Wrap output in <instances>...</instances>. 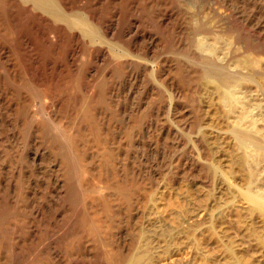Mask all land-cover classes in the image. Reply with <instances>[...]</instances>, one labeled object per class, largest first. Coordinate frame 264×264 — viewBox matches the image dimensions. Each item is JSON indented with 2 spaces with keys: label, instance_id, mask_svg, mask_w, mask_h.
<instances>
[{
  "label": "rangeland",
  "instance_id": "rangeland-1",
  "mask_svg": "<svg viewBox=\"0 0 264 264\" xmlns=\"http://www.w3.org/2000/svg\"><path fill=\"white\" fill-rule=\"evenodd\" d=\"M88 1L55 6L91 39L28 0L0 1V264H264V214L244 195L264 198V148L230 135L244 109L213 77L206 90L193 52L196 38L224 47L264 113V0H101L109 35Z\"/></svg>",
  "mask_w": 264,
  "mask_h": 264
},
{
  "label": "bare ground",
  "instance_id": "bare-ground-1",
  "mask_svg": "<svg viewBox=\"0 0 264 264\" xmlns=\"http://www.w3.org/2000/svg\"><path fill=\"white\" fill-rule=\"evenodd\" d=\"M1 1V0H0ZM3 1V0H2ZM55 2L57 1V0H54ZM54 1H52V0H28V3H30V5H32V7H34L35 9H39V10H42V11H46V13L48 12L50 15H52L53 16V18L55 19V21L56 20H59V22L60 21H63L64 23L66 22L67 23V25L69 26H73V27H75V28H78L81 32H82V34L85 36V38H86V36L88 37V38H95L96 37V35H95V30L96 29H93L91 26H89L87 23H86V21H85V18L83 19V18H81L82 16H79V17H71V18H69L68 17V13L67 14H65L66 12H62V11H64L65 9H71V8H73V6L75 5H72L73 4V0H58L57 1V3H55L54 4ZM76 1V0H75ZM91 1V2H90ZM90 1H88L89 3H87V5H85V7H84V10L86 11V14H87V17L91 20V21H96V23H97V21L99 22V24H100V26H101V28L103 29L102 31H104V33H105V35H109V34H112L113 32H114V26H113V22L114 21H112L111 19H110V21L108 20V21H105V20H100L99 19V16H98V8H97V5H98V3H100L101 2V0H90ZM129 2V1H128ZM5 3V2H4ZM59 3L61 4V6L63 7V8H65V9H63L62 11L61 10H59L58 8H56V7H58V6H55V5H59ZM75 3V2H74ZM83 3V2H82ZM102 3V2H101ZM77 4H79V3H77ZM111 5V4H110ZM5 6V5H4ZM75 7V6H74ZM99 7V6H98ZM77 8V7H76ZM8 9V8H7ZM78 9V8H77ZM34 10V9H33ZM4 11V10H3ZM24 11V10H23ZM66 11V10H65ZM75 13V12H74ZM73 13V14H74ZM27 15V14H26ZM204 15V14H203ZM74 16H75V14H74ZM7 17V16H6ZM8 18V17H7ZM131 21H133V20H131ZM7 22V21H6ZM33 22V21H32ZM116 22V21H115ZM194 22V21H193ZM10 23V22H9ZM196 23H198V22H196ZM130 24H131V22H130ZM134 24V23H133ZM193 24H195V23H193ZM196 25V24H195ZM195 25H193L194 27H195ZM46 26V25H45ZM129 26V25H128ZM130 26H132V25H130ZM133 27V26H132ZM197 27V26H196ZM195 27V28H196ZM199 27V26H198ZM197 27V28H198ZM45 28V27H44ZM208 28V27H207ZM125 29V28H124ZM122 30L121 31V35H122V37H126L127 38V43H126V45H127V47L126 48H131L132 50H139L140 48H141V46L140 45H138L137 44V35L136 34H132V31H133V29L132 28H128V29H125V30ZM194 29V28H193ZM41 31V30H40ZM43 31V30H42ZM210 31V30H209ZM45 30L43 31V35H44V37L41 35V37H43L44 38V41L47 43L48 42V39H47V37H46V35H45ZM197 32V31H196ZM199 32V31H198ZM203 32V31H202ZM232 32V31H231ZM172 33V32H171ZM199 33H201V32H199ZM196 34V33H195ZM232 34V33H231ZM94 35H95V37H94ZM120 35V36H121ZM192 35V34H191ZM198 34H196V36H197ZM217 35V34H216ZM215 35V36H216ZM142 37V36H141ZM198 37H201L200 35L198 36ZM218 37V36H217ZM221 37V36H220ZM1 38V37H0ZM42 38V39H43ZM202 38V37H201ZM2 39H4V38H2ZM23 39V38H22ZM195 38L193 37V40H194ZM208 39H209V37H208ZM5 40V39H4ZM102 40V39H101ZM137 40V41H136ZM26 42V41H25ZM105 42V41H104ZM125 42V41H124ZM216 42V41H215ZM214 42V43H215ZM204 42H202L201 44H203ZM208 43V42H207ZM124 44V43H123ZM145 44V43H144ZM200 44V45H201ZM205 44V43H204ZM148 45H150V44H148ZM193 52H194V56H196V58L197 57H199L200 59H201V61H202V63H204L205 64V66H206V64H208L209 65V67L208 68H206V70L204 71V73L202 72V80H204V82H205V88H206V90H208V91H210V87L212 88V90H213V88H215V89H222V88H224L223 89V91H225L226 90V92H229V94H231V96L228 94V96H227V98L230 96L231 98H236L237 100H238V102L237 103H241V104H239L240 105V107L241 108H243L244 109V112L240 109V108H238V105H237V108H236V105H235V101H234V99L232 100V102L234 103H232L233 104V107H235L236 109H240V110H238L240 113L242 112V114H243V116L242 117H244L245 119V122H242V121H244V120H242L241 121V119L239 120V121H241V122H238V121H234L233 122V124H232V126H230L231 124H229V126L231 127L230 128V130H229V133H230V135H232L240 144H242V145H244V146H246V145H253L254 147L255 146H257V147H255L256 149L257 148H264V123H262V120H264V117H262V119H261V116H264V113H262V114H260L261 112H259L260 110H261V108L259 109V106H256L255 105V103L253 102V104L255 105V106H252L251 104H250V101L249 100H251L252 101V98L251 99H249V97L247 98L246 97V95L247 94H245L244 92L245 91H242L243 93V95H245V96H243L242 94H241V90H243V87H241L242 89L241 90H239V86H238V80H240L241 79V75L236 71V69H234L233 67H231L230 66V63L228 62V58H227V53H226V51H224V50H218V47L219 46H221V45H219L218 47L217 46H215V47H217V50H216V48H214L215 49V51H213V52H207V51H205V50H207L206 48H201V46L199 45V38H196L195 39V41H194V43H193ZM214 45V44H213ZM223 45V44H222ZM211 46V45H210ZM245 46V45H244ZM122 47H123V45H122ZM149 47V46H148ZM202 47H203V45H202ZM240 47V46H239ZM15 48V47H14ZM29 48V47H28ZM143 48H145V45H144V47ZM221 48V47H220ZM227 48V47H226ZM229 48V47H228ZM142 49V48H141ZM225 49V48H224ZM147 50V49H146ZM113 51V50H112ZM209 51H211V49L209 50ZM248 51V50H247ZM247 51H245V52H247ZM253 51V50H252ZM128 52V51H127ZM133 52V51H132ZM147 52V51H146ZM237 52V51H236ZM11 53H12V51H11ZM17 53H19V52H17ZM27 53V52H26ZM101 52H99L98 51V53H96L95 54V57L98 59V57H99V54H100ZM230 53V52H229ZM120 54V53H119ZM123 54V53H122ZM126 54H128V53H126ZM139 54V53H138ZM232 54V53H231ZM242 54V53H241ZM237 55V54H236ZM251 55H252V53H251ZM256 55V54H255ZM254 55V56H255ZM70 56H72V55H70ZM193 56V57H194ZM230 56V55H229ZM127 57H128V55H127ZM140 57V56H139ZM231 57V56H230ZM229 57V58H230ZM125 58V57H124ZM246 58V57H245ZM252 58V57H251ZM96 59V60H97ZM198 59V58H197ZM231 59V58H230ZM254 59V58H253ZM252 59V60H253ZM256 59H258V61H255V60H253V63L255 62H258V64H260L259 63V60H260V57L258 58V55H256ZM247 60V59H246ZM249 60H250V58H249ZM252 60H251V62H252ZM200 61V62H201ZM237 61V60H236ZM243 61V60H242ZM248 61V60H247ZM148 63V62H147ZM231 63H233V62H231ZM237 63V62H236ZM243 63H244V61H243ZM200 64V63H199ZM204 64H202V65H204ZM239 64V63H238ZM117 65V64H116ZM163 65V64H162ZM248 65V64H247ZM261 65V64H260ZM204 66V67H205ZM245 66H246V64H245ZM256 66H257V64H256ZM256 66H253L254 68L256 67ZM259 66V65H258ZM262 66V65H261ZM119 67V66H118ZM202 67V66H201ZM203 67V68H204ZM235 67V66H234ZM243 67V66H242ZM239 68V67H238ZM261 68V67H260ZM260 68H258V69H260ZM7 69V68H6ZM28 69V68H27ZM240 69V68H239ZM249 69V68H248ZM262 69V68H261ZM200 70V69H199ZM242 70V69H241ZM203 71V70H202ZM246 71V70H245ZM82 72H84V71H82ZM157 72H159V71H157ZM160 72H162V71H160ZM201 72V71H200ZM243 72V71H242ZM24 73V72H23ZM244 73V72H243ZM196 74V73H195ZM198 74H200V73H198ZM72 75V74H71ZM79 75V74H78ZM160 75V74H159ZM158 75V76H159ZM208 77H213L214 79H216V83L217 84H215L214 83V86H210V87H208V85H209V80H208ZM249 77H251V76H249ZM5 78V77H4ZM81 78V77H80ZM213 78H211L212 80H213ZM244 77H242V79H243ZM14 79V78H13ZM166 79V78H165ZM241 79V80H242ZM12 81V80H11ZM14 81V80H13ZM36 81V80H35ZM97 81V80H96ZM190 81V80H189ZM262 81H264V80H262ZM6 82V81H5ZM15 82V81H14ZM40 82V81H39ZM95 82V81H94ZM201 82V81H200ZM6 83H8V82H6ZM183 83V82H182ZM240 83H241V81H239V85H240ZM12 84V83H11ZM29 84V83H28ZM89 84V83H88ZM99 84V83H98ZM103 84V83H102ZM74 85H76V84H74ZM100 85V84H99ZM98 86V85H97ZM168 86V85H167ZM241 86V85H240ZM85 87V86H84ZM103 87H104V85H103ZM81 88V87H80ZM94 88V87H93ZM204 89V88H203ZM106 90V89H105ZM171 93L170 94H172L173 96H174V98H177L178 96H180V94H181V89L178 87V86H176V85H174L173 83H171ZM184 90V89H183ZM246 90V89H245ZM214 91V90H213ZM212 91V92H213ZM216 91V90H215ZM214 91V92H215ZM219 91H221V90H217L216 92H219ZM214 94V93H213ZM218 94V93H217ZM221 94H222V92H221ZM223 94L224 95H227V94H225L224 92H223ZM222 94V95H223ZM249 94V93H248ZM219 95V94H218ZM99 96V95H98ZM208 96V95H207ZM210 96V95H209ZM250 96V95H249ZM222 97V96H221ZM224 97H226V96H223L222 98H224ZM251 97V96H250ZM25 98V97H24ZM29 98V97H28ZM109 98V97H108ZM107 98V99H108ZM218 98V97H217ZM231 98L230 99H228L227 101H229V103H231L230 101H231ZM10 99V98H9ZM37 99V98H36ZM85 99V98H84ZM87 99V98H86ZM209 99H210V97H209ZM215 99V98H214ZM213 99V100H214ZM220 99V98H219ZM225 99V98H224ZM235 99V100H236ZM249 99V100H248ZM106 100V99H105ZM87 101H88V99H87ZM91 101V100H90ZM89 101V102H90ZM194 101V100H193ZM226 101V99L224 100V102H227ZM249 101V102H248ZM29 102V101H28ZM30 102H31V100H30ZM112 102V101H111ZM197 102V101H196ZM221 102H222V100H221ZM223 102V103H224ZM110 103V102H109ZM113 103V102H112ZM205 103V102H204ZM252 103V102H251ZM42 104V103H41ZM207 104H209V103H207ZM222 104V103H221ZM232 104H229V108H228V110L230 109V105L232 106ZM226 105V104H225ZM235 105V106H234ZM87 106V105H86ZM101 106V105H100ZM209 106V105H208ZM9 107V106H8ZM85 107V106H84ZM88 107V106H87ZM90 107V106H89ZM97 107V106H96ZM223 107H225V106H223ZM227 107H228V105H227ZM246 108V110H245V108ZM42 108V107H41ZM16 109V108H15ZM197 109V108H196ZM227 109V108H226ZM225 109V110H226ZM232 109V108H231ZM234 109V108H233ZM232 109V111H230L231 112V114H233L235 111H237V110H233ZM82 110V109H81ZM87 111V110H86ZM85 111V112H86ZM237 111V112H238ZM225 112H228L227 110L225 111ZM233 112V113H232ZM32 113V112H31ZM227 114H229V113H227ZM234 115H236V112H235V114ZM234 115H233V117H234ZM261 115V116H260ZM42 116V115H41ZM96 116V115H95ZM229 116H231V115H229ZM232 117V118H233ZM237 117H238V115H237ZM53 118V117H52ZM241 118V117H240ZM229 119H231V118H229ZM237 119V118H236ZM230 121V120H229ZM231 122V121H230ZM99 123V122H98ZM101 123V122H100ZM81 125V124H80ZM65 126V125H64ZM76 126V125H75ZM80 127V126H79ZM108 127V126H107ZM96 128H97V126H96ZM79 129V128H78ZM105 129V128H104ZM63 130V129H62ZM66 130V129H65ZM73 130V129H72ZM68 131V133H69V130H67ZM71 131V130H70ZM83 131V130H82ZM62 132V131H61ZM64 133L66 134V131H64ZM93 133H95V132H93ZM108 133V132H107ZM63 134V133H62ZM69 135V134H68ZM71 135V134H70ZM104 135V134H103ZM67 136V135H66ZM93 136H94V134H93ZM100 136V135H99ZM102 136V135H101ZM73 137H75V136H72V137H70L71 138V140L73 139ZM95 137H98L97 136V134H96V136ZM62 138V137H61ZM67 138H69L68 136H67ZM66 138V139H67ZM93 139V138H92ZM95 139V138H94ZM69 140V139H68ZM70 140V141H71ZM67 141V140H66ZM82 141V140H81ZM69 142V141H68ZM89 142V141H88ZM71 143V142H70ZM93 143V142H92ZM73 144H75V143H73ZM73 144H71V145H73ZM89 144V143H88ZM82 145V144H81ZM74 146V145H73ZM103 146V145H102ZM203 146V145H202ZM239 147H241V146H239ZM72 148V147H71ZM103 148V147H102ZM249 148H250V146H249ZM244 149H246V147L244 148ZM247 150H249L248 149V147H247ZM247 150H245V152H248ZM254 150V149H253ZM251 151V150H250ZM200 152H202L203 154H204V156H205V154H206V151L204 150V148H201L200 149ZM107 153V152H106ZM208 153H209V151H208ZM207 153V154H208ZM249 154H251L250 152L247 154L248 156H249ZM110 155V154H109ZM202 155V154H201ZM242 155V154H241ZM243 155H244V158H246L245 157V154H244V152H243ZM108 156V155H107ZM79 157V156H78ZM83 157V156H82ZM208 157L209 156H207V159H208ZM206 158V157H205ZM240 158V157H239ZM239 158H238V161L239 162H241L242 164L243 163H245V161H246V159H245V161L242 159L241 160V158H240V160H239ZM242 158H243V156H242ZM105 159V158H104ZM74 161V160H73ZM108 161H109V159H108ZM242 161H244V162H242ZM80 162V161H79ZM107 162V161H106ZM112 162V161H111ZM211 162V161H210ZM108 163V162H107ZM78 164V163H77ZM103 164V163H102ZM214 165V164H213ZM212 165V166H213ZM216 167V166H215ZM75 168V167H74ZM89 168V167H88ZM212 168V170H213V168H214V166L213 167H211ZM84 169V168H83ZM215 169V168H214ZM78 170V169H77ZM70 171V170H69ZM216 171V170H215ZM115 173V172H114ZM93 175V174H92ZM81 176V175H80ZM124 178V177H123ZM122 178V179H123ZM129 179H131V178H129ZM132 180V179H131ZM131 180H129V181H131ZM77 181V180H76ZM118 181V180H117ZM102 183V182H101ZM119 183V182H118ZM126 183V182H125ZM134 183V182H133ZM79 184V183H78ZM121 184H122V182H121ZM131 184V183H130ZM126 185V184H125ZM128 185H129V183H128ZM122 186V185H121ZM129 186H131V185H129ZM93 188V187H92ZM113 188H116V187H113ZM95 189V188H94ZM97 189V188H96ZM83 190V189H82ZM92 190V189H91ZM117 190V189H116ZM126 190V189H125ZM104 191V190H103ZM129 193H130V191H128ZM70 193H71V191H70ZM80 193V192H79ZM90 193V192H89ZM94 193V192H93ZM254 193H256V191H254ZM253 192H250V190L249 191H245V193H244V195H245V197H246V199L248 200V202H250V204H252V208H253V206L255 207V208H257L259 211H261L260 213H262V214H264V198H260V196H258L257 194H254ZM91 194V193H90ZM101 194V193H100ZM128 194V193H127ZM99 195V194H98ZM259 195H261V194H259ZM92 196V195H91ZM87 198V197H86ZM85 199V198H84ZM101 200H102V198H101ZM104 200V199H103ZM102 200V201H103ZM94 201H95V199H94ZM107 202V201H106ZM98 203V202H97ZM108 203V202H107ZM103 204H104V202H103ZM83 208V207H82ZM105 208V207H104ZM256 209V210H257ZM105 210V209H104ZM257 210V211H258ZM23 213V212H22ZM97 213V212H96ZM19 214V213H18ZM98 214V213H97ZM89 215H90V213H89ZM94 215H96L95 213H94ZM82 216V215H81ZM91 216H92V212H91ZM100 216L101 215H99V216H97V217H99L100 218ZM94 217V216H93ZM96 217V218H97ZM90 217H88V219H89ZM92 219H94L95 220V218H92ZM102 220V219H101ZM89 221H90V219H89ZM88 221V222H89ZM96 221H98L97 219L95 220V222ZM100 222V221H99ZM2 223V222H1ZM97 223V222H96ZM96 223L94 224V222H93V224H94V228H96L95 227V225H96ZM90 224V223H89ZM92 224V223H91ZM97 226V225H96ZM91 227V226H90ZM101 227V226H100ZM99 226H98V228H100ZM100 229H102V228H100ZM167 246V245H166ZM166 249H167V247H166ZM167 251V250H166ZM135 258H137V257H135ZM129 261H125V264H135V259H128ZM138 262V261H137ZM233 262V261H232ZM231 262V263H232Z\"/></svg>",
  "mask_w": 264,
  "mask_h": 264
}]
</instances>
